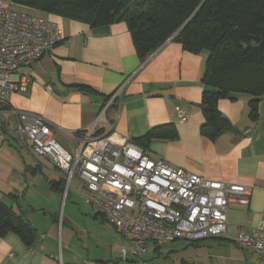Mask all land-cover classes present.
Instances as JSON below:
<instances>
[{
	"label": "crops",
	"instance_id": "crops-1",
	"mask_svg": "<svg viewBox=\"0 0 264 264\" xmlns=\"http://www.w3.org/2000/svg\"><path fill=\"white\" fill-rule=\"evenodd\" d=\"M46 17L57 23L61 39L41 59L21 68L31 82L25 93L11 94L9 106L0 110L2 133L18 141L13 112L35 114L49 124L55 140L74 153L92 130L97 136L112 132L136 140L153 127L173 124L177 138L153 140L146 151L150 158L162 159L172 168H182L205 180L244 185L250 200L247 207L229 203L226 238H209L195 245L184 240L150 245L146 264H257L255 253L241 250L231 239L239 232L250 235L264 216V95L254 118L249 115L247 95L221 99L217 108L234 129L208 139L200 133L204 122L200 107L205 89L201 84L204 53H190L179 42L168 40L141 62L123 22L90 27ZM121 88L120 100L106 109L95 126L106 98ZM179 107L188 115L183 123L178 121ZM247 130L252 132L244 135ZM28 153L35 162L34 168L25 169L30 175L45 172L41 159L51 165L45 179L52 202L49 209H45L47 205L31 208L29 214L17 205V198L24 194H4L11 200L9 206L23 215L35 233L27 242L14 233L0 237V264H121L120 248L128 243L92 208L79 207L77 223L70 206L68 217L57 221L52 208L55 210L63 193L60 182L64 175L49 159ZM2 168L9 174V186L14 169L9 163Z\"/></svg>",
	"mask_w": 264,
	"mask_h": 264
},
{
	"label": "built area",
	"instance_id": "built-area-1",
	"mask_svg": "<svg viewBox=\"0 0 264 264\" xmlns=\"http://www.w3.org/2000/svg\"><path fill=\"white\" fill-rule=\"evenodd\" d=\"M60 39L52 19L0 3V110L9 106L11 94L25 93L31 82L21 68L41 59ZM121 94L122 88L111 94L95 126ZM176 113L180 123L188 119L183 108ZM13 114L20 147L49 159L64 175V196L73 186L84 204L128 243L120 248L121 264H146L150 245L226 238L229 203L249 205L250 193L244 185L205 180L172 168L162 159L150 158L128 138L112 132L97 136L92 130L71 153L55 140L43 118ZM231 242L255 253L257 264H264V216L250 235L239 232Z\"/></svg>",
	"mask_w": 264,
	"mask_h": 264
},
{
	"label": "trees",
	"instance_id": "trees-1",
	"mask_svg": "<svg viewBox=\"0 0 264 264\" xmlns=\"http://www.w3.org/2000/svg\"><path fill=\"white\" fill-rule=\"evenodd\" d=\"M10 1L45 16L90 27L123 22L141 62L168 40L179 42L190 53H204L201 84L205 89L200 98L204 122L200 133L208 139L234 129L217 108L221 99L247 95L249 115L256 116L264 95V0ZM176 138V127L167 124L153 127L132 141L147 151L153 140ZM60 184L63 192L64 181ZM8 233L27 242L35 230L23 215L0 200V237Z\"/></svg>",
	"mask_w": 264,
	"mask_h": 264
},
{
	"label": "rangeland",
	"instance_id": "rangeland-1",
	"mask_svg": "<svg viewBox=\"0 0 264 264\" xmlns=\"http://www.w3.org/2000/svg\"><path fill=\"white\" fill-rule=\"evenodd\" d=\"M0 3L15 10L26 11L32 14L36 13L27 7L14 4L10 0H0ZM0 123H4L3 118L1 119ZM0 142V200L9 205L11 203V200L6 198L4 194L12 193L15 196L24 194L23 197L17 198V205L22 207L23 210L30 211L29 214H31L32 212L31 208H45V205H47V208L45 209H49L48 203L52 202V199L50 198V195L46 189L47 186L45 178L46 176H49V171L52 169L50 163L44 159H41V163L44 167L45 172L43 174L37 173L35 176H32L29 172H26L25 169L28 166L34 168L35 162L31 158V155L28 153V151L20 147L15 137L6 132L2 133L0 129ZM11 157H14V159H11ZM6 163H9L11 165V168L14 169V173L10 177L12 179V184H10L9 186L6 185L8 179L7 175L9 174L6 168H2L3 166H6ZM20 173H22L23 176H19ZM17 180L22 184L18 185L19 183ZM62 196L63 193L59 196V200H57L55 210L54 208H52L53 211H55L54 215L57 218V221L59 218L62 219L64 216L65 219L68 217L70 206L72 208L71 213L72 215L74 214L72 216V219H76V217H78L77 210L79 207H81L82 209H90V207L85 205L84 202L78 197V193L73 186L69 188L68 193L63 200L61 198ZM35 213L37 214V212H34L33 215H35ZM76 222L78 223L79 221L76 219ZM66 223L65 226L67 225ZM57 225L58 224H56V226ZM59 232H61V229H59ZM150 255L151 253L148 250V252L144 255V259H148Z\"/></svg>",
	"mask_w": 264,
	"mask_h": 264
},
{
	"label": "bare ground",
	"instance_id": "bare-ground-1",
	"mask_svg": "<svg viewBox=\"0 0 264 264\" xmlns=\"http://www.w3.org/2000/svg\"><path fill=\"white\" fill-rule=\"evenodd\" d=\"M200 242V241H199Z\"/></svg>",
	"mask_w": 264,
	"mask_h": 264
}]
</instances>
